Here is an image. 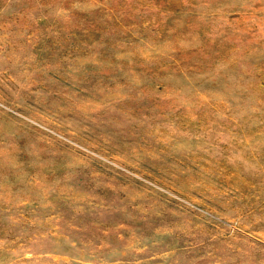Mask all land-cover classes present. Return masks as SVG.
I'll list each match as a JSON object with an SVG mask.
<instances>
[{
    "label": "rangeland",
    "instance_id": "1",
    "mask_svg": "<svg viewBox=\"0 0 264 264\" xmlns=\"http://www.w3.org/2000/svg\"><path fill=\"white\" fill-rule=\"evenodd\" d=\"M0 264H264V0H0Z\"/></svg>",
    "mask_w": 264,
    "mask_h": 264
}]
</instances>
